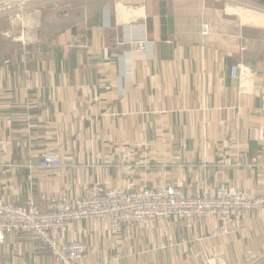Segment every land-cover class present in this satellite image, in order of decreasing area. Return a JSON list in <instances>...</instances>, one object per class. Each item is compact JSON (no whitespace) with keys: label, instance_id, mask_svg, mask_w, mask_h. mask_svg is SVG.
<instances>
[{"label":"crops","instance_id":"crops-1","mask_svg":"<svg viewBox=\"0 0 264 264\" xmlns=\"http://www.w3.org/2000/svg\"><path fill=\"white\" fill-rule=\"evenodd\" d=\"M229 1L83 0L53 15L62 27L44 31L49 40L0 27V198L44 211L93 184L264 195V170L242 163L264 161V9ZM47 150L58 169L36 167ZM222 226L158 221L117 237L93 219L55 237L87 243L81 264H264V208L215 233ZM0 264L60 263L16 232Z\"/></svg>","mask_w":264,"mask_h":264},{"label":"built area","instance_id":"built-area-1","mask_svg":"<svg viewBox=\"0 0 264 264\" xmlns=\"http://www.w3.org/2000/svg\"><path fill=\"white\" fill-rule=\"evenodd\" d=\"M209 30L210 25L205 23L203 34ZM135 42L137 51H142L144 40ZM231 76H239L237 67L231 69ZM242 163L264 170V161L244 159ZM60 166L61 156L55 150L45 151L36 165L44 170H55ZM259 208H264L263 194L252 195L222 183L213 191L194 195H186L182 188L172 186L101 189L93 184L77 198L51 196L44 211L32 200L16 204L0 198V244L8 234L24 232L40 241L58 263L81 264L79 261L87 255V243L81 240L64 242L55 237V232H62L73 222L105 221L109 232L119 237L136 224L152 226L164 221L190 227L195 220L214 218L223 223L215 233L223 235L230 232L232 225H239L246 213Z\"/></svg>","mask_w":264,"mask_h":264},{"label":"rangeland","instance_id":"rangeland-1","mask_svg":"<svg viewBox=\"0 0 264 264\" xmlns=\"http://www.w3.org/2000/svg\"><path fill=\"white\" fill-rule=\"evenodd\" d=\"M79 1L83 0H26L10 5V8L6 6V9H0V27L7 30V37L16 41L20 39L21 42H29L39 38L49 40L50 35L48 36L47 33L51 34L52 31L60 30L62 27L58 24L59 22L54 23L53 15L62 13L61 11L71 8ZM246 1L248 6H256L252 1ZM229 2L238 5V2L244 1L230 0Z\"/></svg>","mask_w":264,"mask_h":264},{"label":"water","instance_id":"water-1","mask_svg":"<svg viewBox=\"0 0 264 264\" xmlns=\"http://www.w3.org/2000/svg\"><path fill=\"white\" fill-rule=\"evenodd\" d=\"M23 1H26V0H0V9L5 8L6 6L21 3Z\"/></svg>","mask_w":264,"mask_h":264},{"label":"trees","instance_id":"trees-1","mask_svg":"<svg viewBox=\"0 0 264 264\" xmlns=\"http://www.w3.org/2000/svg\"><path fill=\"white\" fill-rule=\"evenodd\" d=\"M256 2H258V3H260V4H263V6H264V0H257ZM14 202V201H13ZM14 203H16V204H21V203H18V202H14ZM23 204V203H22Z\"/></svg>","mask_w":264,"mask_h":264}]
</instances>
